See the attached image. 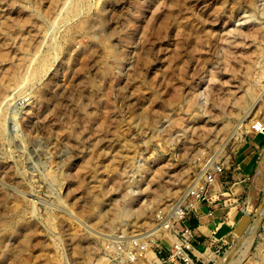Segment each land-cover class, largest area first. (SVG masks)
Here are the masks:
<instances>
[{"label":"rangeland","instance_id":"1","mask_svg":"<svg viewBox=\"0 0 264 264\" xmlns=\"http://www.w3.org/2000/svg\"><path fill=\"white\" fill-rule=\"evenodd\" d=\"M258 121L264 0H0V264H153L245 156L211 264H264Z\"/></svg>","mask_w":264,"mask_h":264},{"label":"crops","instance_id":"2","mask_svg":"<svg viewBox=\"0 0 264 264\" xmlns=\"http://www.w3.org/2000/svg\"><path fill=\"white\" fill-rule=\"evenodd\" d=\"M263 141L264 137L254 131L252 135L246 137L250 151H254V148L261 145ZM246 158L248 157L245 156L243 160L235 159V167L227 172L230 174L231 181L247 176L249 170L246 171V168L249 162ZM226 176L228 178L227 174L224 177ZM231 181L219 177L214 183L208 185L203 198L198 201L195 210L189 214L188 225L192 228L194 235L190 255L199 264L215 263L218 250L231 237L232 231L243 224L242 214L247 215L254 205L252 199L247 200L241 195L240 188L243 186ZM258 198H260L259 193H257V200Z\"/></svg>","mask_w":264,"mask_h":264},{"label":"built area","instance_id":"3","mask_svg":"<svg viewBox=\"0 0 264 264\" xmlns=\"http://www.w3.org/2000/svg\"><path fill=\"white\" fill-rule=\"evenodd\" d=\"M254 132L264 136V124L261 122H255ZM223 168L217 167L211 171L206 177L207 183L213 182L214 178L218 174H222ZM193 230L191 227L186 226L182 234L180 235V240L174 245V248L169 251V255L166 258L161 256V253H157L156 260L153 264H169L172 260L180 261L182 264H191L192 257L190 255Z\"/></svg>","mask_w":264,"mask_h":264},{"label":"bare ground","instance_id":"4","mask_svg":"<svg viewBox=\"0 0 264 264\" xmlns=\"http://www.w3.org/2000/svg\"><path fill=\"white\" fill-rule=\"evenodd\" d=\"M255 123V122H254ZM243 132V131H242ZM264 159V158H263ZM198 183V182H197ZM197 183H195V184H193V185H191V187L190 188H192V189H196L197 188V186L196 185H198ZM194 189V190H195ZM187 195V194H186ZM175 209V208H174ZM175 211V210H174ZM263 211H264V209H263ZM176 212V211H175ZM179 212V211H178ZM181 213V212H180ZM261 213V212H260ZM175 214H178V213H175ZM174 217H176V215H174ZM260 218V217H259ZM258 218V219H259ZM257 219V220H258ZM260 220V219H259ZM169 221V220H168ZM167 223V222H166ZM257 223H259V221H257ZM164 225H165V223H164ZM258 225V224H257ZM250 231V230H249ZM246 235V234H245ZM202 254V253H201ZM204 254H205V252H204ZM208 257V256H207ZM205 260V259H204ZM224 260H222V261H220V262H217L216 264H225V263H227V261H225V262H223Z\"/></svg>","mask_w":264,"mask_h":264}]
</instances>
